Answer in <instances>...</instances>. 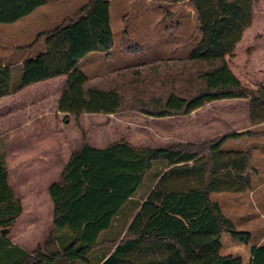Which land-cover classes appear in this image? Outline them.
<instances>
[{
    "label": "trees",
    "instance_id": "1",
    "mask_svg": "<svg viewBox=\"0 0 264 264\" xmlns=\"http://www.w3.org/2000/svg\"><path fill=\"white\" fill-rule=\"evenodd\" d=\"M46 2L0 0V23H15ZM191 2L201 37L186 59L90 78L80 60L91 52L108 55L114 45L109 0H90L39 33L44 50L16 68L0 63V98L65 75L59 110L74 115L78 125L84 113L185 115L225 98H249L253 123L264 122V85L246 87L228 62L252 25L256 0ZM254 135L232 132L213 142L161 147L120 140L100 148L84 140L49 185L52 226L32 251L1 232L15 225L24 206L0 152V264H231L218 256L219 239L235 223L211 193L250 187L249 179L242 183L246 155L222 145ZM250 264H264V244L251 247Z\"/></svg>",
    "mask_w": 264,
    "mask_h": 264
},
{
    "label": "rangeland",
    "instance_id": "2",
    "mask_svg": "<svg viewBox=\"0 0 264 264\" xmlns=\"http://www.w3.org/2000/svg\"><path fill=\"white\" fill-rule=\"evenodd\" d=\"M86 1L70 0L75 8ZM109 2L114 45L108 55L91 52L80 60L78 67L90 78L184 60L201 37L191 0ZM56 6V0H47L40 10L16 24L0 23V63L16 68L24 57L43 50L35 46L34 30L47 31L61 21V16L53 15ZM40 11L44 13L38 17ZM26 45L31 46L21 48ZM228 62L246 87L258 89L264 85V0H256L252 25L244 32L234 54L228 56ZM14 72L19 78L18 69ZM60 86L55 84L54 88ZM48 88L43 84L22 88L0 98V152L5 153L11 185L24 206L6 233L12 242L32 251L44 242L52 226V205L46 188L58 178L64 161L66 144L60 138L64 133L74 148L84 140L97 147L120 140L137 147H161L213 142L232 132L252 131L258 135L229 139L222 145L224 151L236 150L246 155L242 183L249 179L250 187L211 193L235 223L234 230L220 234L218 256L228 257L231 264H250L251 247L264 244V122L253 123L249 98L219 99L190 114L166 117L136 110L87 114L80 116L79 125L73 115L60 116L56 112L60 124L54 126L53 112L33 110ZM56 95L54 91L51 104ZM209 254L206 250L205 256Z\"/></svg>",
    "mask_w": 264,
    "mask_h": 264
},
{
    "label": "crops",
    "instance_id": "3",
    "mask_svg": "<svg viewBox=\"0 0 264 264\" xmlns=\"http://www.w3.org/2000/svg\"><path fill=\"white\" fill-rule=\"evenodd\" d=\"M88 1L90 0H87L85 3L83 2V4L79 7H74V6H71V2L70 0H56V3H57V6L55 7V9L57 10L55 12V14L53 15H57V16H61L62 19L59 23L63 22L64 18L66 17H72L74 15H76L78 13V11L80 10V8L86 4ZM45 5V4H44ZM43 6V5H42ZM42 6H40L39 8H41ZM39 8H37L33 13H35L36 11L40 10ZM72 9H76L74 11H71ZM32 13V14H33ZM44 13V11H40L39 13H37L38 17H41V14ZM31 15V14H30ZM29 16V15H28ZM20 21V20H19ZM18 22V21H17ZM17 22H15L14 24H16ZM58 23V24H59ZM40 25H42V21L41 23L38 25L40 27ZM112 25V24H111ZM42 27V26H41ZM112 29H113V26H112ZM46 30H43L42 28L38 29L36 28L34 30V33H35V36L37 37L39 33H42V32H45ZM114 32V30H113ZM34 37L33 40H35V43L36 45L35 46H39V48H42L44 50L45 48V36L44 35H41V36H38L37 38ZM32 45V43H31ZM23 60H20L19 64L22 62ZM65 80H66V76L65 75H61V76H58V77H55V78H52V79H48V80H44V81H40V82H36V83H33V84H30L26 87H24L22 90H25L27 88H30V87H34V86H39V85H49L50 88H48L47 91L44 92L43 94V98L41 99V101L38 103V106L37 108L33 109L34 111H38L39 113L42 112V111H48V112H53L54 113V126H59V120L56 118V112L62 116L63 114H66L62 111L59 110V100H60V97L62 95V92H63V85L65 83ZM55 84H61L60 86V89L58 88H54V85ZM54 91H56V99L53 101L52 100V104L50 103L51 102V96H53L54 94ZM54 99V98H53ZM87 114H95V113H84L83 115H87ZM68 115H72V114H68ZM82 115V116H83ZM74 116V115H73ZM75 118V116H74ZM30 121L32 120L31 118H29ZM62 128V127H61ZM61 138V142L64 144H66V150H65V154H64V161L62 162V166L60 167V171H59V176L57 179L53 180V181H56L59 179L60 175H61V172L66 164V162L68 161L69 157L71 156L72 152L77 149L79 146H76L74 148L71 147V142H69V138L66 136V134L64 133V137H60ZM97 147V146H95ZM103 147V146H102ZM100 147V148H102ZM52 181V182H53ZM9 182H10V179H9ZM50 182V184L52 183ZM11 184V182H10ZM47 185V188H46V193H47V196L48 198H50V202H51V205H52V212H53V201H52V198L50 196V193H49V185ZM12 186V185H11ZM49 194V195H48ZM50 196V197H49ZM21 216V215H20ZM52 221H53V213H52ZM250 258H251V255H250Z\"/></svg>",
    "mask_w": 264,
    "mask_h": 264
},
{
    "label": "water",
    "instance_id": "4",
    "mask_svg": "<svg viewBox=\"0 0 264 264\" xmlns=\"http://www.w3.org/2000/svg\"><path fill=\"white\" fill-rule=\"evenodd\" d=\"M7 231H8V229H2V230H1V232H2L3 234H6Z\"/></svg>",
    "mask_w": 264,
    "mask_h": 264
}]
</instances>
